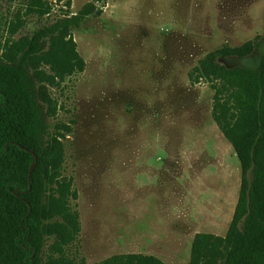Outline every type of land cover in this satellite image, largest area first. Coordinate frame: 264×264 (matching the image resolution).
I'll return each mask as SVG.
<instances>
[{"label": "rangeland", "instance_id": "1", "mask_svg": "<svg viewBox=\"0 0 264 264\" xmlns=\"http://www.w3.org/2000/svg\"><path fill=\"white\" fill-rule=\"evenodd\" d=\"M45 27L52 31L28 70L45 116L46 158L54 147L62 152L47 195L61 181L77 191L67 202L80 230L65 257L94 264L152 253L184 264L197 232L224 236L241 165L213 119L212 80L200 61L257 66L264 0H0V59ZM62 37L84 60L64 76L40 58ZM54 240L47 233L42 264L60 257Z\"/></svg>", "mask_w": 264, "mask_h": 264}, {"label": "trees", "instance_id": "2", "mask_svg": "<svg viewBox=\"0 0 264 264\" xmlns=\"http://www.w3.org/2000/svg\"><path fill=\"white\" fill-rule=\"evenodd\" d=\"M48 31L52 29L45 27L26 44H12L11 56L0 59V264H42L50 232L55 234L51 246L61 254L49 257L47 264H85L63 254V246L80 230L79 214L67 202L69 195L77 196L71 180L58 182L56 194L47 195L50 182L60 175L62 152L54 147L46 158L45 116L28 62L41 51L40 38ZM40 58L60 76L84 66L74 41L63 37ZM200 68L212 80L213 119L239 158L241 184L226 234L197 232L184 264H264V55L254 67H221L206 57ZM224 244L230 245L225 254ZM94 264L167 263L154 255L128 252Z\"/></svg>", "mask_w": 264, "mask_h": 264}, {"label": "crops", "instance_id": "3", "mask_svg": "<svg viewBox=\"0 0 264 264\" xmlns=\"http://www.w3.org/2000/svg\"><path fill=\"white\" fill-rule=\"evenodd\" d=\"M147 255H154V256H157V257H158V255H156V254H152V253H147Z\"/></svg>", "mask_w": 264, "mask_h": 264}, {"label": "water", "instance_id": "4", "mask_svg": "<svg viewBox=\"0 0 264 264\" xmlns=\"http://www.w3.org/2000/svg\"><path fill=\"white\" fill-rule=\"evenodd\" d=\"M34 164H35V163H34ZM34 164L32 165V167H31L30 171L32 170V168H33Z\"/></svg>", "mask_w": 264, "mask_h": 264}]
</instances>
